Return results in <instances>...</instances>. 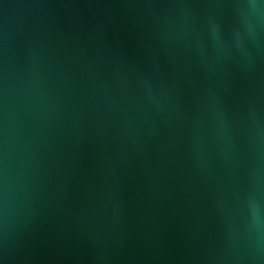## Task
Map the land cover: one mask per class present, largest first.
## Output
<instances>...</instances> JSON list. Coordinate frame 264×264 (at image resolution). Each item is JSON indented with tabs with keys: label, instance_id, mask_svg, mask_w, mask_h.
Returning <instances> with one entry per match:
<instances>
[{
	"label": "water",
	"instance_id": "95a60500",
	"mask_svg": "<svg viewBox=\"0 0 264 264\" xmlns=\"http://www.w3.org/2000/svg\"><path fill=\"white\" fill-rule=\"evenodd\" d=\"M0 264H264V0H0Z\"/></svg>",
	"mask_w": 264,
	"mask_h": 264
}]
</instances>
